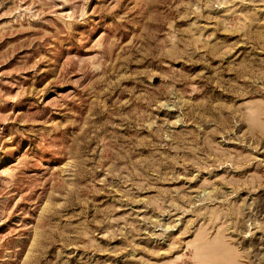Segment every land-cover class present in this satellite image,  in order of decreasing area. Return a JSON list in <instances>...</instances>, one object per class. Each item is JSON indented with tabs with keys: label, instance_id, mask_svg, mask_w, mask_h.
<instances>
[{
	"label": "rangeland",
	"instance_id": "1",
	"mask_svg": "<svg viewBox=\"0 0 264 264\" xmlns=\"http://www.w3.org/2000/svg\"><path fill=\"white\" fill-rule=\"evenodd\" d=\"M0 264H264V0H0Z\"/></svg>",
	"mask_w": 264,
	"mask_h": 264
}]
</instances>
